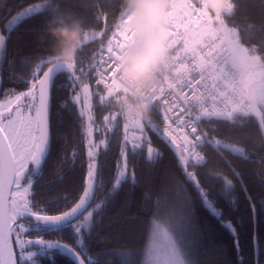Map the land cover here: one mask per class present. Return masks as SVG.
<instances>
[{
	"label": "snow or ice",
	"instance_id": "snow-or-ice-1",
	"mask_svg": "<svg viewBox=\"0 0 264 264\" xmlns=\"http://www.w3.org/2000/svg\"><path fill=\"white\" fill-rule=\"evenodd\" d=\"M60 8V0H0V71L8 39L20 24L33 18L42 21ZM95 20L101 26L100 35L91 40L99 44L94 57L80 59L71 70L49 68L44 50L36 49L28 61L40 57L42 63L30 78L17 77L25 90L0 88V264H41V258L51 259L54 252L74 264H113L116 254L107 247L111 238L104 227L105 200L116 193L125 201L133 198L136 189L149 182L144 171L155 169L154 158H162L165 148L174 153L181 173L168 174L167 215L159 214L150 191L142 193L143 205L151 207L143 264H174L177 198L185 207L198 198L221 216L216 198L227 212L243 190L254 213L264 208V199L258 204L249 192L250 181L264 186V88L254 90V110L238 106L230 84L243 70L237 65H245L248 56L232 29L217 26L211 14L189 0H176L173 62L154 100L158 123L125 122L108 112L105 93L115 81L114 55L127 36L116 19L109 23L102 3ZM61 74L68 81L64 106L72 105L76 143L71 153L62 143V155L53 161L58 136L51 109ZM97 108L102 111L99 117ZM150 133H156L159 143ZM69 159L79 160L78 175H71L77 165ZM249 164L255 166L251 172ZM62 170L64 176L46 179ZM69 176L71 198L52 194ZM188 181L195 192L187 190ZM125 184L130 185L127 191ZM227 224L232 227L231 221ZM64 231L71 234L70 240L63 238ZM92 249L98 251L93 254Z\"/></svg>",
	"mask_w": 264,
	"mask_h": 264
},
{
	"label": "trees",
	"instance_id": "trees-1",
	"mask_svg": "<svg viewBox=\"0 0 264 264\" xmlns=\"http://www.w3.org/2000/svg\"><path fill=\"white\" fill-rule=\"evenodd\" d=\"M20 3L36 2V0H17ZM66 9H70L87 18L90 24L97 29L101 26L95 20V13L99 3L104 5L109 13V23L116 19L120 0H60ZM255 25H264V0H236L234 16L231 23L242 28V35L245 40L264 39V32L257 31L249 22ZM42 21L36 18L20 24L9 37L6 48V58L2 71H0V88H15L25 90L23 80L17 79L21 75L20 57L29 55L33 50L41 49L37 44V32ZM99 47L98 42L90 41L81 52V59L87 61L93 52ZM13 60L9 65L7 60ZM15 69V70H13ZM67 79L61 74L57 78V94L54 105L51 109L53 131L58 139L56 147L52 153L55 161L62 155L60 145L67 143V151L71 153L72 144L76 143L73 137L77 131V123L72 119V105L64 106L67 94ZM93 87L95 85L93 84ZM3 98L0 92V99ZM97 117L102 115L100 108L96 109ZM154 121L156 120L154 113ZM154 141L159 143L156 133H150ZM157 161L156 167L152 171H144L145 183L142 188L136 189V195L125 201L119 193H116L105 200L104 204V227L110 233L111 243L107 246L111 248L116 257L113 264H141L142 253L148 237L147 217L151 207L143 205L142 193L150 191L154 201L157 203L159 214L170 211L169 195L171 189L167 187L170 183L168 174L175 173L180 175L181 169L174 153L165 148L162 158H154ZM51 163V161H50ZM69 164L77 165L76 172L71 175H78L79 160L75 162L69 159ZM249 172L254 170V165H247ZM64 176V171L51 173L46 179L53 176ZM71 176L64 179L63 184L59 185L52 193L59 196H69L73 192L66 186L69 184ZM203 179V177H202ZM129 184L124 185L127 191ZM102 186L97 187L101 191ZM187 190L195 192V187L188 181ZM249 192L251 196L259 202L264 199V186L249 182ZM216 206L221 210V216L212 213L209 207L197 199H194L187 207L180 203L179 198L175 201L178 210V236L186 249L187 257L191 264H264V208H258L254 213L250 206L248 194L240 190L237 194L235 203L230 210L225 212L223 201L216 198ZM184 209V212H179ZM187 213V214H185ZM227 221H231L229 227ZM182 226V227H181ZM181 227V228H180ZM183 229V230H179ZM235 229V233L233 232ZM64 239L70 240L71 234L68 231L61 233ZM254 235L259 237V241L254 239ZM53 238V237H50ZM93 254L98 249L91 250ZM41 264H74L70 258L62 253L54 252L53 257L41 258Z\"/></svg>",
	"mask_w": 264,
	"mask_h": 264
},
{
	"label": "clouds",
	"instance_id": "clouds-1",
	"mask_svg": "<svg viewBox=\"0 0 264 264\" xmlns=\"http://www.w3.org/2000/svg\"><path fill=\"white\" fill-rule=\"evenodd\" d=\"M176 0H120L116 23L125 33L124 41L114 60L117 64L115 81L105 93V104L110 114H119L125 122L145 123L154 119V100L173 62L172 25ZM194 7L207 11L217 26L230 28L247 54L243 70L230 84L239 105L255 109L254 90L264 88V39L245 40L242 28L231 23L236 0H189ZM257 31L264 32V25L249 22ZM100 29L90 24L86 17L60 8L42 20L37 32V44L44 50L48 67L71 70L81 59V52L99 36ZM93 52L91 57H94ZM42 63L40 57L28 61L20 57L21 75L30 78Z\"/></svg>",
	"mask_w": 264,
	"mask_h": 264
},
{
	"label": "rangeland",
	"instance_id": "rangeland-1",
	"mask_svg": "<svg viewBox=\"0 0 264 264\" xmlns=\"http://www.w3.org/2000/svg\"><path fill=\"white\" fill-rule=\"evenodd\" d=\"M168 212L169 211H165V212H163V214H160V215L165 216L168 214ZM180 228H179V230H183ZM173 231H174L175 235L178 236V228L175 226V224L173 225ZM148 242H149V231H148V237L146 240L145 247H146ZM145 247H144V250H145ZM144 250H143V253H144ZM143 253H142V257H141V264H143ZM174 264H191L190 259L187 257L185 246L183 245L182 241L179 239H178V243L175 247Z\"/></svg>",
	"mask_w": 264,
	"mask_h": 264
},
{
	"label": "water",
	"instance_id": "water-1",
	"mask_svg": "<svg viewBox=\"0 0 264 264\" xmlns=\"http://www.w3.org/2000/svg\"><path fill=\"white\" fill-rule=\"evenodd\" d=\"M66 256V255H65ZM69 258V257H68ZM72 261V260H71ZM73 262V261H72ZM74 263V262H73Z\"/></svg>",
	"mask_w": 264,
	"mask_h": 264
},
{
	"label": "built area",
	"instance_id": "built-area-1",
	"mask_svg": "<svg viewBox=\"0 0 264 264\" xmlns=\"http://www.w3.org/2000/svg\"><path fill=\"white\" fill-rule=\"evenodd\" d=\"M194 2H195V0H194Z\"/></svg>",
	"mask_w": 264,
	"mask_h": 264
}]
</instances>
